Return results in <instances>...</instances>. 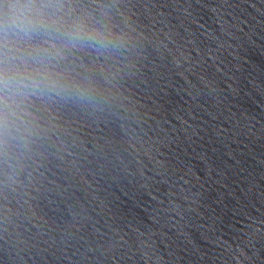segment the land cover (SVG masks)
Here are the masks:
<instances>
[{
    "label": "water",
    "instance_id": "1",
    "mask_svg": "<svg viewBox=\"0 0 264 264\" xmlns=\"http://www.w3.org/2000/svg\"><path fill=\"white\" fill-rule=\"evenodd\" d=\"M74 3L130 40L0 154V264H264V0Z\"/></svg>",
    "mask_w": 264,
    "mask_h": 264
},
{
    "label": "clouds",
    "instance_id": "2",
    "mask_svg": "<svg viewBox=\"0 0 264 264\" xmlns=\"http://www.w3.org/2000/svg\"><path fill=\"white\" fill-rule=\"evenodd\" d=\"M129 40L107 13L74 0H0V154L29 146L37 102L98 107L95 82L71 72L69 54L112 57Z\"/></svg>",
    "mask_w": 264,
    "mask_h": 264
}]
</instances>
